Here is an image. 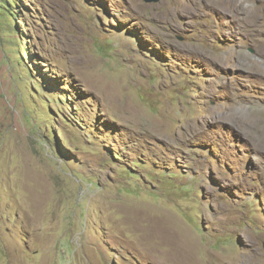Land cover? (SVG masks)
<instances>
[{
  "label": "rangeland",
  "instance_id": "obj_1",
  "mask_svg": "<svg viewBox=\"0 0 264 264\" xmlns=\"http://www.w3.org/2000/svg\"><path fill=\"white\" fill-rule=\"evenodd\" d=\"M178 239L264 264V0H0V264Z\"/></svg>",
  "mask_w": 264,
  "mask_h": 264
},
{
  "label": "bare ground",
  "instance_id": "obj_2",
  "mask_svg": "<svg viewBox=\"0 0 264 264\" xmlns=\"http://www.w3.org/2000/svg\"><path fill=\"white\" fill-rule=\"evenodd\" d=\"M175 250L177 252L176 257L178 258L180 264L181 263L182 264H186L185 260H186L187 255L189 254L188 251L190 250V248L188 247L186 241L183 240V239L179 240V243L176 246Z\"/></svg>",
  "mask_w": 264,
  "mask_h": 264
},
{
  "label": "water",
  "instance_id": "obj_3",
  "mask_svg": "<svg viewBox=\"0 0 264 264\" xmlns=\"http://www.w3.org/2000/svg\"><path fill=\"white\" fill-rule=\"evenodd\" d=\"M147 3H156L159 2L160 0H144Z\"/></svg>",
  "mask_w": 264,
  "mask_h": 264
}]
</instances>
